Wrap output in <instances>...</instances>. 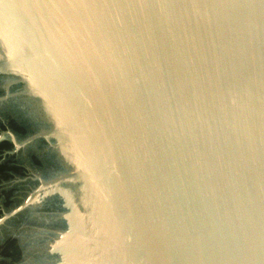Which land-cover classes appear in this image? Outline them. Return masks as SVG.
<instances>
[{"label": "water", "instance_id": "obj_1", "mask_svg": "<svg viewBox=\"0 0 264 264\" xmlns=\"http://www.w3.org/2000/svg\"><path fill=\"white\" fill-rule=\"evenodd\" d=\"M0 264H264V0H0Z\"/></svg>", "mask_w": 264, "mask_h": 264}]
</instances>
